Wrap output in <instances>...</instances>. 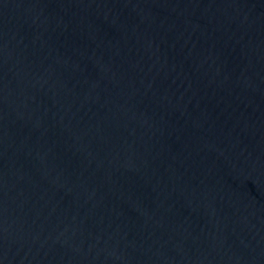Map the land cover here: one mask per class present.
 Returning a JSON list of instances; mask_svg holds the SVG:
<instances>
[{"label": "water", "instance_id": "obj_1", "mask_svg": "<svg viewBox=\"0 0 264 264\" xmlns=\"http://www.w3.org/2000/svg\"><path fill=\"white\" fill-rule=\"evenodd\" d=\"M0 264H264V0H0Z\"/></svg>", "mask_w": 264, "mask_h": 264}]
</instances>
